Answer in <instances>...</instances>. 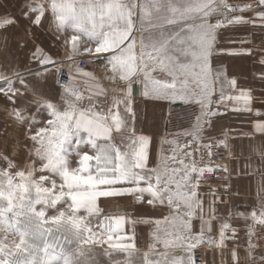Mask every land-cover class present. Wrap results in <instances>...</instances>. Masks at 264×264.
<instances>
[{
	"label": "snow or ice",
	"instance_id": "6c2138e0",
	"mask_svg": "<svg viewBox=\"0 0 264 264\" xmlns=\"http://www.w3.org/2000/svg\"><path fill=\"white\" fill-rule=\"evenodd\" d=\"M9 9L8 0H0L4 33L20 26ZM21 16L28 39L18 49L36 28L61 33L66 51L56 59L35 46L21 66L9 54L8 35L0 36V112L7 126L0 136L14 130L10 152L7 140L0 143V264H204L198 254L209 253L222 262L227 255L231 264H264V251H255L264 245V169L250 173L260 179L244 212L222 214L221 197L239 193H231L230 183L221 192L209 182L228 178L217 175L227 174L228 166L212 158L223 148L233 159L232 140L252 141L250 153L264 164V112L253 107V89L217 62L252 57L260 66L252 78L264 84V40L255 48H227L220 41L229 28L264 32V0H25ZM253 35L229 43L251 44ZM85 61L102 65L107 75L84 69ZM65 62L68 82L61 83ZM53 74L55 100L44 94ZM137 97L167 106L155 156L153 138L137 132ZM222 109L255 116L252 130H217L218 118L227 114ZM174 114L187 126L169 132ZM102 198L146 204L161 216H134L127 208L105 213ZM234 220L244 222L243 257ZM137 224L150 228L143 249Z\"/></svg>",
	"mask_w": 264,
	"mask_h": 264
},
{
	"label": "crops",
	"instance_id": "0c3cea01",
	"mask_svg": "<svg viewBox=\"0 0 264 264\" xmlns=\"http://www.w3.org/2000/svg\"><path fill=\"white\" fill-rule=\"evenodd\" d=\"M8 4L10 5V12L13 16H15L20 21V26L17 27L15 25L11 26L7 33L0 31V36L5 34L9 37V54L15 55L20 58L21 66L27 62L29 57V49L34 48L35 46H39L42 48L47 54L51 55L53 58L61 59L65 55V48L62 46L63 36L61 33H57L55 30L52 32L42 31L36 28L32 29L34 33V37L28 40L27 46L25 49H18V42L22 39L27 40V36L24 32V26L26 25V21L22 19L21 13L24 9L25 0H8ZM2 10H0V15H2ZM255 33V35L250 36L252 43L247 45H241L239 43L232 44L229 43L230 40H240L243 39L248 33ZM60 37V39H56V37ZM261 40H264V32H261L259 29L252 28H239V29H225L222 32V36L220 37L221 45L227 48H240V47H250L255 48V46L261 44ZM2 43V41H0ZM220 64H223L227 68V74L229 77L235 76L239 83L243 87H251L253 89L252 95L256 98L253 101V107L264 112V104L260 101L264 100V84H261L259 81L254 80L252 78V73L254 71H259L260 66L258 64H253L252 57L246 56H224L218 59L217 61ZM86 70L97 72L98 70H104L102 65L93 66ZM35 67V64L31 65ZM56 75L53 74L48 78V87L44 90V94L48 96L50 99H58L57 93L59 91L58 85L56 83ZM247 77V79H245ZM98 83H100L98 81ZM101 84V83H100ZM217 87V91H218ZM108 96L111 97L112 93H108ZM107 105H105L106 107ZM138 117L136 121L137 132H143V134L148 135L153 138V142L150 146V152L152 156H155L157 151V146L159 142V138L164 133L165 130V117L167 116V106L154 104L153 102H144L137 97L136 105H135ZM176 111L181 115H184L183 106L177 105ZM222 111H226L227 114L218 118L216 128L219 130L221 127L223 128H231L236 129L238 132H250L252 130V125L250 121L255 120L256 117L250 114L244 113H234L231 111H227V109H222ZM172 123L169 124L168 131L172 132L176 130V127L179 124H183L185 127L187 126L186 121H178L173 115ZM4 114L0 112V132H4L6 128ZM7 133H11L13 135L5 134L4 136H0V143L4 140L8 141L7 147L8 151H11V143L14 138V130L11 127L7 128ZM214 135H218V131L213 133ZM115 135V134H114ZM125 136L128 135L127 132L124 133ZM171 138V137H170ZM257 141H259V136H257ZM116 142L119 143V136H116ZM252 141L247 139L244 140H232V152L233 159H228L227 155V166L229 172L227 173V179L222 181H212L210 184L218 188L219 191H224V185L230 183L231 184V193H239V195L228 194L225 193L221 200L223 203H218V210L226 215L229 208H236L238 211L244 212L246 210H250L251 205L254 203V198L256 196L257 184L259 182V176L250 175V173H254L258 167L264 169V164H261L258 157L254 154H251L249 151V144ZM241 152L243 155H241ZM199 155H197V159L199 162ZM251 156L250 159H245V157ZM27 153L22 151L20 156V161L23 162L26 159ZM204 162L208 161V156L203 153ZM202 192L207 191V185L201 189ZM245 205L248 206V209L245 208ZM100 207L104 210L105 213H116L118 211H122L127 208L132 211L134 216H144V217H153L158 218L161 216V211L159 208L153 209L149 206L145 205H129L128 200H123L120 204H117L114 201L101 199ZM134 209V211H133ZM233 226L240 229L238 232V240L237 244L240 247L237 251L240 253L241 257L244 255V246L242 245V237L244 234L243 231V221L234 220L232 221ZM149 231L150 228L145 224H137L135 228V236L136 243L139 248L143 249L147 243H149ZM106 247V245L104 246ZM233 247L231 241L228 242V249L230 250ZM98 250H100L98 248ZM257 254H260L262 251L255 250ZM179 254V253H177ZM115 257L119 258V254L114 253ZM100 260L106 261L107 257H99ZM204 264H231V258L229 256L224 257V261L222 262L221 257L219 255L213 256L211 253L204 256Z\"/></svg>",
	"mask_w": 264,
	"mask_h": 264
},
{
	"label": "built area",
	"instance_id": "2783aa9c",
	"mask_svg": "<svg viewBox=\"0 0 264 264\" xmlns=\"http://www.w3.org/2000/svg\"><path fill=\"white\" fill-rule=\"evenodd\" d=\"M89 66H90V63H88L86 61L81 64V67H83L84 69H87ZM101 74H104L105 76L107 75V73H105L104 70H99L98 75H101ZM58 75H59V80L61 83H67L68 82V64H67V62H65V65H64L62 72L59 73ZM56 78H57V75H56ZM99 82L101 83V85L108 88V93H112L110 85H108L105 80H101ZM212 160L216 164L227 165V153L225 152V150L223 148L217 149L216 154L212 158ZM217 175H227V174L218 172ZM212 181H222V180H217L216 177L213 176L210 178L209 182H212ZM242 245L244 247L247 246L245 234H243V237H242ZM256 250L264 251V245H262L260 248H258ZM198 255H199L200 259L204 260L205 255H203V254H198Z\"/></svg>",
	"mask_w": 264,
	"mask_h": 264
},
{
	"label": "rangeland",
	"instance_id": "374dc122",
	"mask_svg": "<svg viewBox=\"0 0 264 264\" xmlns=\"http://www.w3.org/2000/svg\"><path fill=\"white\" fill-rule=\"evenodd\" d=\"M88 68H91V65H90ZM88 68H87V69H88ZM98 71H99V70H98ZM98 71L96 72L97 76H99V75H98Z\"/></svg>",
	"mask_w": 264,
	"mask_h": 264
}]
</instances>
